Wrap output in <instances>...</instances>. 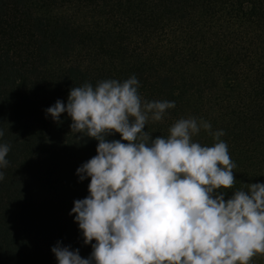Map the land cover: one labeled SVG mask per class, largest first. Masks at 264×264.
<instances>
[{"label":"trees","instance_id":"obj_1","mask_svg":"<svg viewBox=\"0 0 264 264\" xmlns=\"http://www.w3.org/2000/svg\"><path fill=\"white\" fill-rule=\"evenodd\" d=\"M132 75L143 99L175 102L145 126L153 138L203 119L224 131L233 189L264 182V0H0V264H57L58 240L89 256L69 213L88 195L76 169L98 141L45 109L72 87ZM193 139L215 142L204 129Z\"/></svg>","mask_w":264,"mask_h":264},{"label":"clouds","instance_id":"obj_2","mask_svg":"<svg viewBox=\"0 0 264 264\" xmlns=\"http://www.w3.org/2000/svg\"><path fill=\"white\" fill-rule=\"evenodd\" d=\"M139 86L135 75L86 82L45 109L54 121L66 112L72 132L98 141L97 154L76 169L80 181L90 177L88 195L69 213L92 251L84 258L58 240L57 264H250L264 254V182L233 189L224 131L203 119L181 117L153 138L145 126L175 102L145 100ZM201 129L215 142L194 140ZM113 133L120 138L106 139ZM9 150L0 143V169ZM221 189L233 191L225 198Z\"/></svg>","mask_w":264,"mask_h":264}]
</instances>
